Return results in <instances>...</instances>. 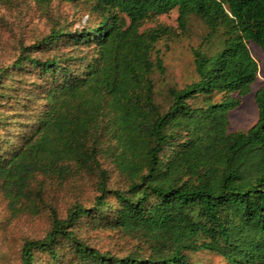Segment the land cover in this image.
<instances>
[{"label":"trees","instance_id":"16d2710c","mask_svg":"<svg viewBox=\"0 0 264 264\" xmlns=\"http://www.w3.org/2000/svg\"><path fill=\"white\" fill-rule=\"evenodd\" d=\"M96 15L66 23L24 47L0 69V182L14 197L41 192L40 175L99 171L96 193L54 208L48 229L26 238L18 264H264V86L256 121L229 131L264 53V0H67ZM176 9L204 24L193 50L194 78L154 96L164 72L158 41L170 31L143 23ZM43 52V55H32ZM4 106L6 109H2ZM112 156L122 187L107 183ZM36 182L38 189L32 184ZM86 222L120 228L133 247L100 249L77 234Z\"/></svg>","mask_w":264,"mask_h":264},{"label":"rangeland","instance_id":"374dc122","mask_svg":"<svg viewBox=\"0 0 264 264\" xmlns=\"http://www.w3.org/2000/svg\"><path fill=\"white\" fill-rule=\"evenodd\" d=\"M89 8L85 2L67 0H0V69L8 68L24 47L41 39L50 27L66 23L79 27L95 21L96 15L89 14ZM177 17L178 12L173 9L146 20L141 27L148 29L160 25L170 31L156 44L164 66L163 73L156 70L152 75L154 96L160 103L166 101L169 86H181L194 78L193 50L204 32V24L196 16L189 17L185 30L180 29ZM247 46L258 65L257 77L250 91L230 110L229 131L246 130L258 116L254 94L264 86V53L254 42ZM32 55L41 56L43 52H32ZM99 159L108 185L122 187L124 179L111 161L112 156L102 154ZM72 170L66 174L40 175L41 192L33 191L29 196L16 198L7 191V185L0 182V264H18L22 242L26 238L40 237L48 229L50 208L64 217L72 203L87 205L91 201L96 193L99 171L75 170L74 166ZM32 186L38 189L36 182ZM76 229L79 237L100 249L123 252L136 243L131 234L120 228L83 222ZM196 258L202 264H223L218 256L200 254Z\"/></svg>","mask_w":264,"mask_h":264}]
</instances>
